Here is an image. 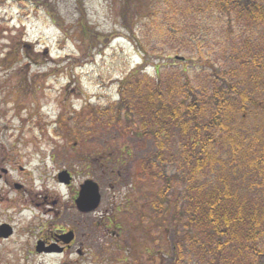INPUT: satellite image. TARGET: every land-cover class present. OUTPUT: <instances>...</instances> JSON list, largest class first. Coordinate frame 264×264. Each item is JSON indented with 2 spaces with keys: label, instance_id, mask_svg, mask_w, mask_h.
Segmentation results:
<instances>
[{
  "label": "rangeland",
  "instance_id": "374dc122",
  "mask_svg": "<svg viewBox=\"0 0 264 264\" xmlns=\"http://www.w3.org/2000/svg\"><path fill=\"white\" fill-rule=\"evenodd\" d=\"M163 2L0 0V152L15 158L13 165L17 164L12 167L16 172L19 165L27 167L34 179L17 180L26 184L25 191L12 186L0 197V223L16 228L15 237L0 240V264L177 263L174 247L185 233L184 225L175 224L171 213L159 219L149 210L167 183L149 173L144 179L140 168L144 161L147 165L157 161L155 141L139 135V121L131 117L132 123L127 124L124 113L95 119L98 109L119 102L118 83L133 70L144 67L155 76L159 68L163 79L183 74V81L188 78L203 97L212 95L214 79L244 91L250 99L248 117L234 124L232 132L216 134L214 148L217 152L223 149L224 158L233 138L239 140L246 130L256 136L258 129L264 133V68L252 65L246 70L244 54L251 44L247 36L240 35V27L221 23L217 31L211 21L206 26L214 41L209 50L203 41L201 50L180 55L170 51L166 37L163 40L166 31L152 33L159 36L158 44L149 47V56L142 53L148 41L125 29L123 14L128 9V20L139 11L156 17L158 4ZM254 69L260 78L249 71ZM111 121L113 126L108 125ZM165 147V163L154 174L172 176L183 158L182 147L175 137L165 140ZM62 170L75 177L69 189L59 185ZM86 182L97 184L102 201L95 212L81 217L73 198L79 199ZM181 184L171 185L179 190L177 195L184 190ZM44 190L48 192L45 196L69 207L64 217L45 213L47 209L39 206L43 201L38 195ZM79 221L84 232L69 253L35 252L42 232L50 234ZM78 248L86 250L84 258L77 254ZM184 263L207 264L195 256L191 260L186 256ZM257 264H264V257Z\"/></svg>",
  "mask_w": 264,
  "mask_h": 264
},
{
  "label": "trees",
  "instance_id": "16d2710c",
  "mask_svg": "<svg viewBox=\"0 0 264 264\" xmlns=\"http://www.w3.org/2000/svg\"><path fill=\"white\" fill-rule=\"evenodd\" d=\"M163 4H158L156 17L139 11L128 20V9L123 14L125 29L148 41L141 49L146 57L151 54L149 47L158 44L159 36L150 34L165 31L163 40L166 37L171 43L175 55L201 50L203 41L209 50L214 41L206 26L212 21L217 31L221 23L240 27V35L247 36L251 44L244 54L246 70L252 65L264 68V0H164ZM141 68L119 81V102L98 109L95 119L124 113L127 124L132 123L131 117L139 121V135L155 141L157 161L148 165L144 161L140 168L144 179L149 173L167 183L149 202V210L159 219L171 213L175 224L184 225L185 233L174 247L176 264H185L186 256L207 264H257L264 257V133L258 129L256 136L246 130L239 140L233 138L227 158L221 156L223 149L217 152L214 148L217 133L232 132L234 124L246 120L249 97L220 79H214L211 96H198L190 80L183 81V74L163 79L159 68L155 76ZM255 70L249 71L260 78ZM113 121L108 125L113 126ZM170 137L181 144L183 158L176 174H154L165 163V140ZM173 182L182 183L184 190L178 195Z\"/></svg>",
  "mask_w": 264,
  "mask_h": 264
},
{
  "label": "flooded vegetation",
  "instance_id": "af4514ba",
  "mask_svg": "<svg viewBox=\"0 0 264 264\" xmlns=\"http://www.w3.org/2000/svg\"><path fill=\"white\" fill-rule=\"evenodd\" d=\"M15 158H10V155H6L5 153L0 152V183H4V187H0V197H2L3 194L8 193L6 188L12 189V186L14 190L21 192L25 191L26 184L19 182L21 179L26 178L24 181H31L34 180L32 178L33 174L29 172L27 167H23L19 165V171H15L12 166L16 165ZM3 165H7L8 167H3ZM9 167H12L9 169ZM38 170V169H37ZM67 171L69 174L70 182L69 184L60 182L59 175H58V182L61 187H64L65 189H69L72 186H74L75 183V177L73 174L68 170H62ZM15 174V175H14ZM22 174V176H21ZM19 180V181H17ZM21 180V181H22ZM22 181V182H24ZM47 191L44 190L42 194H39L38 197L42 198V204H39V206H44L45 213L49 212L53 216L57 218H62L64 215H66L67 208L65 205H62L60 199L53 200L47 195ZM79 195V194H78ZM76 204V197L73 198ZM81 214V217H84L86 214ZM3 224L10 225V223H0V226ZM120 229V228H118ZM12 235L5 239L1 238L2 241H9L13 237L16 236V228L12 226ZM84 232V225L80 221L78 223L74 222L72 225L68 224L67 226H62V228L57 229L56 232H50V234L46 232H42V235L37 239V245L41 243L43 249H51V252H43L41 254H67L69 253L74 247L78 246V241L80 239V233ZM79 247H85L83 244H81ZM35 252L38 253L35 249ZM77 254H79L80 257L84 258L86 256V250L84 249H77Z\"/></svg>",
  "mask_w": 264,
  "mask_h": 264
},
{
  "label": "water",
  "instance_id": "95a60500",
  "mask_svg": "<svg viewBox=\"0 0 264 264\" xmlns=\"http://www.w3.org/2000/svg\"><path fill=\"white\" fill-rule=\"evenodd\" d=\"M60 181L62 183L69 184L70 178L67 172H63L59 176ZM101 203V195L99 192V188L97 184L93 182H86L84 185L81 186V192L79 199L76 202L78 211L84 214H89L94 211L100 206ZM12 229L8 225H2L0 227V237L1 238H9L12 235ZM51 249H43L41 243L37 246V252H51Z\"/></svg>",
  "mask_w": 264,
  "mask_h": 264
}]
</instances>
